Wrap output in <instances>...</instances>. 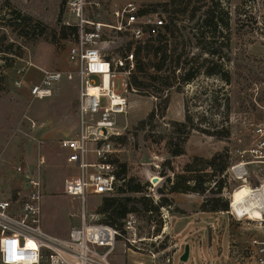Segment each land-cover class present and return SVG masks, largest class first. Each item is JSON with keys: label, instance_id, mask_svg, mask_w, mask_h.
I'll return each instance as SVG.
<instances>
[{"label": "rangeland", "instance_id": "rangeland-1", "mask_svg": "<svg viewBox=\"0 0 264 264\" xmlns=\"http://www.w3.org/2000/svg\"><path fill=\"white\" fill-rule=\"evenodd\" d=\"M167 1L85 0L83 12L88 21L116 26L115 13L133 5L139 11H147L143 15L164 20L166 15L153 6ZM66 3L67 0H10V9L5 8L0 16L1 19L9 11H17L45 29L44 35L33 45L18 40L13 51L18 52L17 47L23 44L20 47L22 58H14V62L0 72V200L24 190L28 182L26 173L34 179L38 177L42 228L60 239L66 238L69 229L76 226L81 209L77 198L64 194V180L76 175L58 148L61 139L72 137L78 130V86L75 80H62L53 96L44 99H32L28 88L37 84L45 71H75L68 63L72 36L56 45L49 42L50 35L57 33L59 27L74 25ZM221 3L229 17L226 52L229 62L224 64L230 73L229 85L217 78L199 77L180 93L170 90L164 117L155 119L153 130L144 131L136 127L153 111L158 103L157 95L129 93V109L125 117L119 118L123 129L121 138L126 141L115 144L113 158L118 167L126 166L127 178L149 183L144 196L157 203L156 191L168 177L173 178L169 169H163L165 161H170L175 174L193 157L208 159L227 149L231 166L227 171L228 190L223 197L229 202V212L202 213L199 208L203 198L193 194L168 196L172 206L160 208L158 215L152 218L139 208L135 213L136 239H143V243H137L139 251L126 245L124 240L117 241L108 259L110 264H255L250 243L253 240L264 243V217L247 219L235 216L230 210L231 195L240 187L257 191L264 186V147L261 150L257 147L264 137L255 134L257 129L264 133V0H221ZM179 19L180 27L193 24L188 23V16ZM3 34L9 43L15 41L8 29L0 28V38ZM130 41L128 35L104 31L101 53L111 60L125 51ZM188 50L196 53L191 41L186 44ZM1 57L4 55L0 54ZM2 64L4 61H0ZM26 64L29 68L20 78L17 71L26 68ZM18 80L22 82L20 89L13 84ZM116 84L118 86V81ZM186 113L194 123L199 124L202 117L206 118L202 127H229V138L222 141L193 131L184 145L185 155L169 158L164 143L170 123L183 122ZM18 168H21L20 173ZM154 177L158 181L152 185L150 180ZM103 197L86 195V211H97ZM166 209L168 221L163 230L160 215L165 214ZM157 222L160 229L155 234ZM186 246L188 258L181 262ZM151 253L157 255L152 258ZM166 259L170 263H166Z\"/></svg>", "mask_w": 264, "mask_h": 264}, {"label": "built area", "instance_id": "built-area-1", "mask_svg": "<svg viewBox=\"0 0 264 264\" xmlns=\"http://www.w3.org/2000/svg\"><path fill=\"white\" fill-rule=\"evenodd\" d=\"M84 8L85 0H67L66 9L76 28L68 50V63L75 71H45L39 82L28 88L32 99H44L53 96L62 80L77 82L78 130L72 137L61 139L58 148L65 154L66 164L75 170L76 176L66 178L63 189L66 196L80 201L78 223L64 239L43 230L41 181L30 174L23 191L0 200V264H110L108 259L117 241L124 240L136 250L139 249L137 243H143V239H136L135 214L125 217L120 232L101 223L96 210L88 213L85 208L86 195L112 196L122 183L116 177L114 146L123 135L119 118L125 117L129 109L127 97L135 93L130 85L135 69L133 51H122L109 60L101 53L100 43L107 30L144 43L155 36L154 28L162 27L165 21L140 15L136 7L127 5L115 13L116 26H109L86 20ZM27 68L29 64L19 69L17 76L21 78ZM13 84L20 89L22 82L18 80ZM255 134L264 137L261 129L255 130ZM257 147L259 150L264 147V139ZM17 172L20 173L21 168ZM167 210L160 215L163 230L168 221ZM250 247L254 263L264 264V243L253 240ZM156 255L150 254L152 258ZM166 263H170L168 259Z\"/></svg>", "mask_w": 264, "mask_h": 264}, {"label": "trees", "instance_id": "trees-1", "mask_svg": "<svg viewBox=\"0 0 264 264\" xmlns=\"http://www.w3.org/2000/svg\"><path fill=\"white\" fill-rule=\"evenodd\" d=\"M153 7L166 15L165 24L154 28L156 34L153 38L144 43L130 41L125 49L128 52L132 50L134 54L135 69L130 77V85L135 93L145 96L152 92L157 95L158 103L146 120L138 123L136 130L139 131L146 128L153 130L155 119L164 117L170 100V90L180 93L186 85L199 77L217 78L225 85L230 83V73L224 68L226 61L229 62L226 55L229 48V17L222 7L221 0H169ZM5 8L10 9V0L0 1V16ZM146 12L140 11V15ZM180 16H188V23L193 24L180 27ZM0 28L8 29L15 36L12 43L7 41L4 34L0 38V54L4 55L0 58V61H4V64L0 65V72L10 66L14 58H22L20 47L23 44L17 47L18 52L13 51L18 45V40L33 45L45 31L41 25L33 24L32 18L17 11H9L7 16L1 17ZM57 33L49 37L52 45L66 40L69 36L74 39L76 28L62 25ZM189 41L192 42V49L194 48L196 53L186 51ZM200 120L199 124L194 123L192 117L186 113L183 122L170 123L164 143L169 158L185 155L184 145L193 131L222 141L229 138V127H202L201 124L207 119L202 117ZM224 120L226 122L227 119ZM118 141L124 143L126 139L120 138ZM114 163L116 164V161ZM230 166L231 157L227 149L208 159L193 157L175 174L170 161L167 160L163 169H169L173 178L168 177L162 188L156 191L159 196L156 203L150 197L144 196L149 183L127 178L126 166L122 164L117 166L116 172V177L122 182L120 187L112 196L103 197L96 212L101 216V223L120 232L123 231L122 222L128 214H135L140 208L152 218L158 215L160 208L172 206V199L168 196L174 194L201 196L203 201L199 209L202 213H228L229 202L223 197V193L228 190L227 171ZM157 223L155 234H158L160 229V222Z\"/></svg>", "mask_w": 264, "mask_h": 264}, {"label": "bare ground", "instance_id": "bare-ground-1", "mask_svg": "<svg viewBox=\"0 0 264 264\" xmlns=\"http://www.w3.org/2000/svg\"><path fill=\"white\" fill-rule=\"evenodd\" d=\"M255 191L242 186L233 192L230 198V210L235 216L252 220H261L264 217V206H258L260 203L264 204V186Z\"/></svg>", "mask_w": 264, "mask_h": 264}, {"label": "water", "instance_id": "water-1", "mask_svg": "<svg viewBox=\"0 0 264 264\" xmlns=\"http://www.w3.org/2000/svg\"><path fill=\"white\" fill-rule=\"evenodd\" d=\"M27 175V178L30 176V173H26ZM158 181V178L154 177L153 179L150 180L151 184H156ZM188 254H189V248L188 246H186L184 248V252H183V255L181 256V262H186L187 261V258H188Z\"/></svg>", "mask_w": 264, "mask_h": 264}, {"label": "crops", "instance_id": "crops-1", "mask_svg": "<svg viewBox=\"0 0 264 264\" xmlns=\"http://www.w3.org/2000/svg\"><path fill=\"white\" fill-rule=\"evenodd\" d=\"M70 230V229H69Z\"/></svg>", "mask_w": 264, "mask_h": 264}]
</instances>
